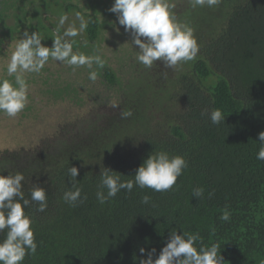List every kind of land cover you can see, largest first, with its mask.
I'll return each instance as SVG.
<instances>
[{
    "label": "trees",
    "instance_id": "obj_1",
    "mask_svg": "<svg viewBox=\"0 0 264 264\" xmlns=\"http://www.w3.org/2000/svg\"><path fill=\"white\" fill-rule=\"evenodd\" d=\"M112 4L0 0V53L25 30L37 31L42 44L51 47L59 17L80 13L88 27L83 39L76 37L73 49L95 55L101 30L98 14ZM170 10L195 29V37L199 34L194 61L175 69H166L161 61L151 69L141 65V76L125 86L106 63L97 70L98 81L105 90H115L113 100L119 107L100 102L80 123L42 132L28 147L0 151V174L22 173L25 198L30 199L37 184L47 193L44 212H37L35 204L25 209L38 249L23 264H140L147 251L155 248L159 254L171 230L198 233L197 248L218 244L223 264L264 262V161L256 158L258 134L264 131V0H221L217 7L195 9L189 0H179ZM50 62L39 74L26 73L27 82L43 80L39 93L48 103L60 99L84 105L91 97L62 78L65 72L53 71ZM76 69L88 75L86 67ZM52 74V82L43 79ZM213 108L225 116L219 125L203 114ZM124 109L133 115L121 119ZM35 111L29 95L21 114L32 118ZM159 151L187 161L172 190L161 193L134 186L132 192L121 190L107 203H98L104 168L117 172L122 181L131 180L143 161ZM71 166L78 168L77 187L82 198L86 196L75 207L62 199L72 187L67 177ZM196 187L204 189L200 199L192 195ZM144 195L150 197L147 204L141 203ZM225 208L230 220L221 221ZM5 235L0 233V240Z\"/></svg>",
    "mask_w": 264,
    "mask_h": 264
},
{
    "label": "clouds",
    "instance_id": "obj_2",
    "mask_svg": "<svg viewBox=\"0 0 264 264\" xmlns=\"http://www.w3.org/2000/svg\"><path fill=\"white\" fill-rule=\"evenodd\" d=\"M193 9L214 8L219 6L221 0H189ZM167 0H113L108 9L117 17L119 25L126 33H130L131 45L138 46L135 61L146 69L157 66L161 61L166 69H175L181 63L194 61L199 53V44L195 37V29L188 23L180 22L174 12L170 10ZM79 27L70 25L59 34L68 17H59V28L53 39L51 47L42 44V38L37 31L29 33L25 30L17 40L14 50L6 67L7 78L0 79V114L8 118H16L29 103V84L25 78L26 73L39 74L50 61L71 67L73 70L86 67L88 79L93 83L98 80V69H103L107 61L99 52L95 55H86L73 51L70 38L77 37L88 27V21L80 13H76ZM117 31H119L117 29ZM143 38V39H142ZM95 66V67H94ZM166 75V74H165ZM111 108L120 106L119 101L111 100ZM211 123L219 125L225 116L218 108L210 112L205 110ZM133 115L131 109L120 112L121 119ZM259 150L257 160L264 161V131L258 134ZM188 167L183 156L170 155L166 151L152 152L135 172L134 179L122 181L117 172L104 168L100 172V183L96 192V199L101 205L114 198L121 190L132 192L134 186L139 189H151L154 192H167L176 185L178 178ZM79 170L71 166L67 170L72 187L63 193V201L70 206H77L82 198V189L77 187ZM22 173L0 174V233L6 235L0 240V264H23L26 256L36 255L38 241L32 228V218L26 214L25 209L31 204L36 205L37 212H44L48 207L47 193L44 187L34 185L30 190V199L25 198L22 190ZM192 195L198 199L204 195L202 187L193 189ZM211 195V194H210ZM150 201L148 195L142 197L141 203ZM221 221L230 220V212L225 208L219 216ZM200 240L198 233L178 234L171 230L166 245L156 255V249L147 251V258L141 259L140 264H223L220 246L201 244L197 248L196 242ZM141 248V254L145 253ZM156 257L153 259V257ZM264 264V262H262Z\"/></svg>",
    "mask_w": 264,
    "mask_h": 264
},
{
    "label": "rangeland",
    "instance_id": "obj_3",
    "mask_svg": "<svg viewBox=\"0 0 264 264\" xmlns=\"http://www.w3.org/2000/svg\"><path fill=\"white\" fill-rule=\"evenodd\" d=\"M178 1L167 0L171 6L170 9ZM98 16L101 30L94 51L99 52L106 59L107 63L113 66L119 79L123 82V86H125L128 82L137 80V77L142 74L141 64L135 61L138 46L131 45L132 37L130 33H126L123 26L119 25L114 13L102 11ZM70 25L79 27V19H77L75 14L69 15L64 27L67 28ZM198 35L196 33L197 40ZM77 38H84L82 37V32ZM77 38H70L74 46L78 40ZM15 42L8 43L7 45H10V47L6 46L2 48V52L0 53V79L7 77L6 67L11 52L14 50ZM73 51L76 52V49L74 48ZM59 63L55 61L50 62L51 69L53 71L58 70L59 73L65 72V74H62V78L71 80L76 86L80 87V90L84 94L87 93L91 98H87V102L84 105L71 101H61L60 99H54L53 103H48L47 98H44L39 93V89L44 87L43 80H41V83L40 81L29 82L30 102L36 111L31 115L32 118L21 113L16 118H8L0 114V151L7 147H10L12 150L21 149L20 147L22 146L28 147L40 140L41 135L39 134L42 132L52 133L65 123H80V120L84 119L85 116H89V113H91L90 109L99 108L98 104L100 102L108 107L109 102L114 99L115 90H105L104 85L98 80L93 83L88 79L85 70L76 71L77 69L73 70L71 67ZM68 69L71 72H68L70 71ZM48 76L45 77L43 75V79L48 78L47 82L54 79V74ZM62 78H58V80ZM37 137L39 138L36 139Z\"/></svg>",
    "mask_w": 264,
    "mask_h": 264
}]
</instances>
